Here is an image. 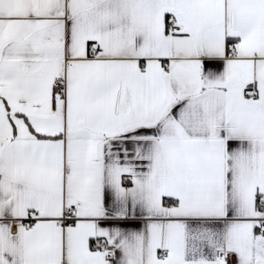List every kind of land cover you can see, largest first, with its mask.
<instances>
[{"label": "snow or ice", "instance_id": "1", "mask_svg": "<svg viewBox=\"0 0 264 264\" xmlns=\"http://www.w3.org/2000/svg\"><path fill=\"white\" fill-rule=\"evenodd\" d=\"M0 264H264V0H0Z\"/></svg>", "mask_w": 264, "mask_h": 264}]
</instances>
